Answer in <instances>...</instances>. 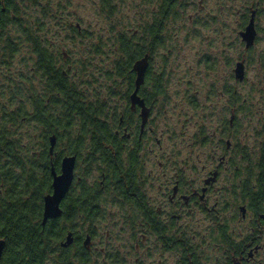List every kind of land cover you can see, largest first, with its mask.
I'll list each match as a JSON object with an SVG mask.
<instances>
[{"label":"trees","instance_id":"obj_1","mask_svg":"<svg viewBox=\"0 0 264 264\" xmlns=\"http://www.w3.org/2000/svg\"><path fill=\"white\" fill-rule=\"evenodd\" d=\"M48 1L0 0V79L9 82L0 88V240L4 241L0 264H59V254L65 250L60 242L65 238L68 225L73 226L76 215L91 217L92 209H98L95 204L101 201L135 202L134 207L138 208L137 202L141 200L138 187H134L138 195L132 198L126 197L122 189L126 175L130 189L136 181V160L129 155L126 160L117 136L125 135L123 127L138 134L142 121L138 109L134 112L129 108V96L135 88V62L147 58L144 82L138 93L144 96L148 108L154 111L157 99L164 101L167 97L163 73L155 71L153 59L163 44L161 33L167 21L175 17L179 0H161V6L144 28L137 25L131 30L123 27L114 32L113 27H108L109 37L105 40L109 43H102L98 38V44L88 46L94 47L92 52L83 50L81 56L72 52L77 50L74 44L64 48L60 41L64 40L63 36L55 34L56 39L47 38L49 25L54 22L65 29L59 17L56 22V16L49 13ZM97 3L100 13L108 19L120 10L117 0H97ZM246 19L248 9L241 22L245 23ZM67 27L74 32L68 39L84 37L79 26L69 23ZM99 44L108 47V55L106 65L99 61L95 66L89 55L98 53ZM23 50L29 64L25 71H18L16 82H10L11 70H17L12 66ZM232 71L231 77L234 76ZM227 92L233 94L231 90ZM238 101V97L232 98L234 109L243 105L244 100ZM238 110L242 117L250 113ZM218 124L219 129L207 131V138L205 132L200 133L199 142L213 146L216 141L217 149L224 150V138L232 137L234 142L230 143L240 149L239 118L232 114L228 119L223 117ZM234 128L232 134L230 130ZM257 128L252 133L254 140L255 136L259 137ZM217 132L219 138L214 140L212 135ZM52 135L55 144L50 152ZM260 135L263 138L261 150H264V132ZM243 150L248 152L246 146ZM74 154L77 176L81 179L74 181L60 203L61 215L42 224L43 197L51 192V167L58 172L62 157ZM208 159L211 160L210 155ZM245 159L249 161V155ZM90 174L98 175L93 184L84 178ZM233 175L239 176L237 170L234 169ZM256 175L246 174L252 178ZM257 177L258 183L254 182L260 196L264 180L262 175ZM76 183L80 184V194ZM244 183L246 193L253 194L250 183L247 180ZM101 187L107 189L103 193L104 200H99ZM134 218L126 223L130 229L137 226ZM69 256L70 253H66L61 261L70 264Z\"/></svg>","mask_w":264,"mask_h":264},{"label":"flooded vegetation","instance_id":"obj_2","mask_svg":"<svg viewBox=\"0 0 264 264\" xmlns=\"http://www.w3.org/2000/svg\"><path fill=\"white\" fill-rule=\"evenodd\" d=\"M239 3L242 17L248 9V19L245 23H239L238 35L242 50L234 60L235 64L243 63V81L247 63L253 58L255 45L264 40V22L260 18L264 12V0H240ZM160 4L161 0H154V13ZM251 17L253 42L245 46L241 32L245 30ZM145 24L146 22H142L138 26L142 28ZM131 29L127 27V30ZM259 57L264 58V55ZM139 87L137 96L148 109L144 127L141 128L140 125L138 134H133L129 130L131 128L125 127L122 128L125 135H118V130L115 131L121 140L120 147L125 150L126 160L128 155L136 160V181L132 182L133 187L130 189L126 175L127 180L122 189L129 198L139 194V207H134L135 202L109 204L101 201L100 204H95L94 207L98 209H92L94 214L91 217L76 215L73 226L68 225L65 238L60 242V247L65 250L59 254V264H65L61 259L66 253H70V264H264V189L259 194V200L254 182H257V175H262L264 180V150H261L263 134L260 135L264 132V119L258 120L256 132L259 137L255 136L254 140L252 136L249 145L242 143L241 150L235 149L230 145L229 138H226L224 150L209 153L211 166L202 164L200 173L203 174L189 178L178 168L175 160L162 164L157 158L158 154L152 152L154 146L160 143L150 124L154 111L148 108L144 96L138 93ZM129 108L134 112L138 109L137 114L141 118V107L138 104L132 105L130 96ZM260 126L263 128H259ZM245 146L247 153L243 150ZM150 154H154L153 161H149ZM248 155L249 161L245 159ZM65 156H74L75 164L72 182L60 203L64 201L74 181L81 179L76 172L77 156ZM234 169L239 176L233 175ZM56 173H60V167ZM246 174L257 175L252 178ZM97 177L96 174H90L84 178L92 183ZM217 180H221V188L218 190L214 189ZM245 180L250 183L253 194L246 193ZM76 186L80 194V184L76 183ZM134 187H138V194ZM105 192L107 189L101 187L99 200L105 199ZM196 217L202 230L193 221ZM131 218L137 223L135 229L126 225ZM84 221L89 222L85 225ZM200 221L207 223V226L203 227ZM108 223L114 229L118 223V229L112 232L102 231ZM68 234L70 243L63 246Z\"/></svg>","mask_w":264,"mask_h":264},{"label":"rangeland","instance_id":"obj_3","mask_svg":"<svg viewBox=\"0 0 264 264\" xmlns=\"http://www.w3.org/2000/svg\"><path fill=\"white\" fill-rule=\"evenodd\" d=\"M180 1L175 17L167 21L161 33L163 44L158 47L153 59L155 71L160 70L163 73L162 83L167 97L164 101L162 98L157 99L151 118L153 122L150 124L160 141L152 152L158 154L157 158L162 164L175 160L185 176L193 178L203 174L200 173L202 164L211 166L209 153L214 149L219 151L216 141H213V146L207 142L200 143V133L205 132L207 138V131L219 129L218 123L222 118L228 119L234 114L241 121V126L237 128L239 143L249 145L252 133L259 126L258 120L264 119V58L259 57L264 55V40L255 45L253 58L251 57L246 66L245 79L237 81L234 76H230V72L234 60L242 50L238 35L242 20L240 0ZM48 2L49 13L56 16V22L59 17L60 25L65 29L62 30L54 22L53 26L49 25L47 38L56 39L55 34L57 37L63 36L64 40L60 41L64 43V48L74 44L77 50L72 52H77L78 56H81L83 50L92 52L94 47L88 46L98 44L100 40L102 43H109L105 39L109 37L107 32L108 27L111 28V22L114 27L111 31L116 32L123 27L127 29L142 22L149 23L154 14V0H117L120 2V10L111 19L100 13L97 0ZM260 18L264 22V12ZM69 23L73 26L79 24L80 34L84 37L74 36L73 39H68L74 35L67 27ZM96 50L98 53L89 55L92 57V64L98 66L99 61H103L106 65L108 47L99 44ZM22 56L26 59L23 60ZM27 64L29 59L23 50L12 66L17 70H11V77L7 75L9 81L16 82L18 71H25ZM8 83L1 78L0 88ZM227 90L233 91V94L229 95ZM234 97L239 98V103L244 100L243 105L237 109L231 105ZM238 102L234 103L235 106H238ZM239 108L250 112L249 115L244 114L245 117H242ZM235 129L230 130L232 134ZM212 136L214 140L219 138L218 132ZM229 140L234 142L232 137ZM153 156L154 154L148 155L149 161H153ZM203 177L204 175L201 176ZM220 185L221 180H217L214 189H220ZM193 221L199 226L197 217ZM200 223L203 227L207 226V223ZM118 225L117 223L114 229L108 223L103 225L105 227L102 231H115ZM198 229L202 230L200 226Z\"/></svg>","mask_w":264,"mask_h":264},{"label":"water","instance_id":"obj_4","mask_svg":"<svg viewBox=\"0 0 264 264\" xmlns=\"http://www.w3.org/2000/svg\"><path fill=\"white\" fill-rule=\"evenodd\" d=\"M241 37L243 41H245V46H249L253 42L254 37V29H253V17H251L248 25L246 26L245 30L241 32ZM148 66L147 58L144 57L139 61L135 62L134 70L136 72L135 78V88L130 94V100L132 105L138 104L140 109V116H141V128L144 127V124L147 121L148 117V109L145 107L143 101L139 99L137 96V89L139 85L143 82L144 74L146 68ZM235 79L241 81L244 77V68L242 62H237L233 69ZM50 148L49 151L52 152L54 144H55V137L54 135L50 136L49 138ZM75 164V157L74 156H65L61 159L60 162V173H56L54 167H51V176H52V191L44 195L43 197V211H42V224L48 219H54L61 214V209L59 207L60 201L65 196L68 188L73 179V170ZM69 234L66 237L65 243L63 246H66L70 243ZM88 239L85 241L87 242ZM85 242V243H86ZM4 247V241L0 240V257L2 254V250Z\"/></svg>","mask_w":264,"mask_h":264}]
</instances>
